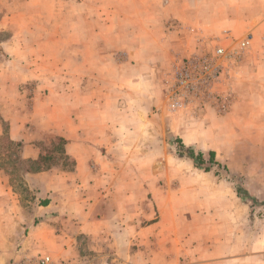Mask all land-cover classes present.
<instances>
[{
	"label": "rangeland",
	"instance_id": "1",
	"mask_svg": "<svg viewBox=\"0 0 264 264\" xmlns=\"http://www.w3.org/2000/svg\"><path fill=\"white\" fill-rule=\"evenodd\" d=\"M248 33L252 45L220 75L215 102L170 105L175 61L229 49ZM95 61L108 66L112 97L130 106L132 119L113 122L124 130L113 137L121 146L107 154L108 185L123 198H113L115 215L77 209L75 218L47 220L36 212L38 196H84L66 177L52 179L72 172L74 161L59 138L43 145L41 171L60 168L46 191L29 175L40 172L30 170L37 164L22 158L2 122L0 264L23 255H49L55 264H264V0H0L4 78L9 70L18 77L47 70L77 90L75 77ZM36 87L22 82L19 90L31 100ZM40 91L53 94L49 86ZM182 144L215 152L239 181L180 157Z\"/></svg>",
	"mask_w": 264,
	"mask_h": 264
},
{
	"label": "crops",
	"instance_id": "2",
	"mask_svg": "<svg viewBox=\"0 0 264 264\" xmlns=\"http://www.w3.org/2000/svg\"><path fill=\"white\" fill-rule=\"evenodd\" d=\"M98 62L89 64L88 72L85 71L84 74L83 70V74L75 77L77 90L67 86L64 80L67 76L62 78L63 82H58L57 78L52 79V72L47 70L28 69L19 77L16 70L12 73L9 70V73L4 72L8 74L6 78L0 70V137L4 134V122L8 139L12 143L22 144V158L27 161L38 160L46 154L43 145L62 138L66 141L64 154L74 161L72 172L65 174L59 170L57 173L60 175L52 179L58 182V178L60 180L66 177L72 189L78 191L77 187H80L84 196H38L43 202H40L36 212L46 215L49 221L50 213L75 218L78 216L77 209L85 217H105L111 214L109 211L115 206L113 198L117 201L123 198L115 197L117 191H114L113 184L108 185L110 176L113 177L114 173L111 172V161L107 154L121 146L120 139H116L113 144V137L114 133L121 137L124 130L119 124L120 129L117 127L115 131L113 122L130 120V106L128 109V100L119 101L112 97L110 71L105 62ZM62 74L66 73L62 71ZM22 82H30L32 85L35 83L37 86L33 98L31 97L32 104L31 100L24 99L25 95L19 90ZM48 86L56 96L51 92L47 96L45 91L43 96L40 89ZM6 90L11 93H6ZM55 169L60 168L52 167L29 175L39 179L43 189L51 191L47 184L54 182H44L52 174H56ZM103 181L104 184L101 183ZM92 192L97 194L93 199L88 196ZM118 192L120 193L119 190ZM75 197L79 200L80 207L70 201V198ZM86 226L87 223L83 228Z\"/></svg>",
	"mask_w": 264,
	"mask_h": 264
},
{
	"label": "built area",
	"instance_id": "3",
	"mask_svg": "<svg viewBox=\"0 0 264 264\" xmlns=\"http://www.w3.org/2000/svg\"><path fill=\"white\" fill-rule=\"evenodd\" d=\"M225 38H233L228 30ZM253 42L252 33H248L235 46L227 49L218 46L213 54L194 56L186 61H175L171 67L167 81L169 87L170 105L176 108L185 107L199 100L201 104L206 99L216 101L213 88L220 81V75L226 71L229 64L238 63L251 47ZM10 264H55L49 255L43 256H20Z\"/></svg>",
	"mask_w": 264,
	"mask_h": 264
},
{
	"label": "trees",
	"instance_id": "4",
	"mask_svg": "<svg viewBox=\"0 0 264 264\" xmlns=\"http://www.w3.org/2000/svg\"><path fill=\"white\" fill-rule=\"evenodd\" d=\"M59 140L64 145L66 144V141L64 139L59 138ZM176 142L178 144L183 143L180 138H176ZM19 146H22V144H19ZM181 148L183 149V151L180 150L178 152V155L180 157L187 156L188 158L193 160L196 167L202 168L206 172H210L212 170V168L210 166H208V164L216 165L218 167L217 175L225 176V177L230 178L231 180L236 181V182L239 181V177L237 175L231 174V172L228 170V168L226 166H224L223 164H221L220 162H218L216 160L215 152L211 151L208 153V156H205V154L202 152L196 154L193 148H190V147L186 148L183 144H182ZM28 161L33 163V164H37V167H36L37 169H30V170L32 172H38V171H41L43 169V167L45 166L43 164V162L46 161V158H45V155H42L38 160H28Z\"/></svg>",
	"mask_w": 264,
	"mask_h": 264
}]
</instances>
